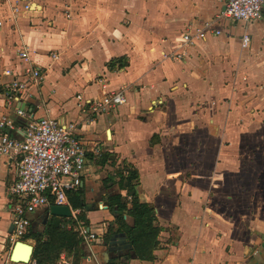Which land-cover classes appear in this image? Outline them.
Returning <instances> with one entry per match:
<instances>
[{"label": "crops", "instance_id": "crops-1", "mask_svg": "<svg viewBox=\"0 0 264 264\" xmlns=\"http://www.w3.org/2000/svg\"><path fill=\"white\" fill-rule=\"evenodd\" d=\"M225 2L32 0L29 11L8 20L12 0H0V116L15 125L7 132L21 137L26 118L15 106L25 105L35 117L76 122L86 148L78 185L84 204L74 209L68 201L71 216H57L75 220L77 232L85 225L96 234L91 240L78 234L79 264L111 258L119 264H264V207L254 201L264 187V5L260 17L242 21L221 14ZM185 32L192 42L183 41ZM243 34L249 36L246 46ZM19 48L28 49L43 80L20 100H8L2 90L11 76L3 69L23 73ZM118 58L126 65L116 67ZM100 78L106 89L123 90L126 100L95 113L76 95L99 96ZM105 152L115 155L116 164L125 160L136 169L139 200L154 207L161 230L150 260L137 258L123 233L104 240L114 219L107 197L125 194L105 181L114 170L97 162ZM15 176V160L0 155V264H34L9 257L16 241L8 238ZM224 184L228 192L221 191ZM214 198L248 205L211 204ZM49 205L30 215L27 232L44 229ZM24 236L18 240L29 242ZM61 254L71 264V255Z\"/></svg>", "mask_w": 264, "mask_h": 264}, {"label": "built area", "instance_id": "built-area-1", "mask_svg": "<svg viewBox=\"0 0 264 264\" xmlns=\"http://www.w3.org/2000/svg\"><path fill=\"white\" fill-rule=\"evenodd\" d=\"M31 4L32 0H12L5 17L15 20L29 11ZM263 5L264 0H226L221 14L231 20L248 21L261 16ZM2 22L0 18V25ZM182 38L184 42L193 41V35L188 32ZM240 40L241 46H246L249 43L248 34H243ZM17 57L25 64L23 73L15 75L11 68L3 69V73L11 79L3 84L2 90L8 100L16 101L30 85L43 80L40 68L30 64L27 48L17 49ZM99 81L102 86L99 96L83 99L80 94L76 95L83 108L87 105L93 112L101 113L125 102L123 90L106 89L105 80L100 78ZM15 112L26 118L19 130L21 137L9 134L7 129H14V123L7 116H0V155L13 158L16 164V176L10 185L14 196L11 206L13 228L8 235L11 243L27 233L30 215L38 208L49 204L68 205L67 192L81 183L86 162V148L77 134L76 122L52 116L35 117L32 108L20 104L15 106ZM77 230L84 239L91 240L96 236L85 225H79ZM58 264H68L63 254Z\"/></svg>", "mask_w": 264, "mask_h": 264}, {"label": "trees", "instance_id": "trees-1", "mask_svg": "<svg viewBox=\"0 0 264 264\" xmlns=\"http://www.w3.org/2000/svg\"><path fill=\"white\" fill-rule=\"evenodd\" d=\"M118 68L126 65L127 61L122 58L114 60ZM116 64V65H117ZM109 69L112 64H108ZM101 165L110 163L114 170L108 171L105 181L116 182L125 194L115 193L107 197V207L113 214L114 219L109 223L104 240L108 241L113 233H123L135 256L142 260H150L153 257V250L158 247V235L161 227L157 224V217L152 204L139 200L135 186L138 183V173L134 167L129 166L125 160L116 164L114 154L101 153L97 157ZM83 188L67 192V199L74 209L81 208L84 204ZM129 215L132 223L129 224L124 218ZM77 218L86 223L83 212H78ZM63 223H69L70 228H65ZM75 220L52 215L45 223L42 231H35L29 228L24 238L33 240V251L31 259L34 264H53L59 255L64 252L71 255V264H79L82 257L80 247L81 237L76 230H73ZM107 264H119L115 258H111Z\"/></svg>", "mask_w": 264, "mask_h": 264}, {"label": "water", "instance_id": "water-1", "mask_svg": "<svg viewBox=\"0 0 264 264\" xmlns=\"http://www.w3.org/2000/svg\"><path fill=\"white\" fill-rule=\"evenodd\" d=\"M48 212L56 216H71L70 207L67 204H50ZM32 251L33 244L23 240H16L12 246L9 257L13 262L26 263L31 259Z\"/></svg>", "mask_w": 264, "mask_h": 264}, {"label": "rangeland", "instance_id": "rangeland-1", "mask_svg": "<svg viewBox=\"0 0 264 264\" xmlns=\"http://www.w3.org/2000/svg\"><path fill=\"white\" fill-rule=\"evenodd\" d=\"M259 155H261V153H259L258 156ZM180 157H183V154ZM261 185H263V184H261ZM228 190L229 189H227V184H224V189H222L221 191H223V192H226L227 191L228 192ZM229 192H231V191H229ZM255 195H258L259 198L254 199V201H256L257 203L259 201V203L262 204V207H264V187L261 188L260 190H258V192H255ZM210 202H211V204L216 203V205H222V206H228V205H231L232 204L234 206L245 207V206L248 205V201L247 200H243V201L240 200V204H238V205L235 204L234 201L232 203H230L231 200H228V199H218V198H214V199H211ZM28 241L31 244L33 243V240L32 239H29ZM8 248L10 249V242H8L7 250H8Z\"/></svg>", "mask_w": 264, "mask_h": 264}]
</instances>
